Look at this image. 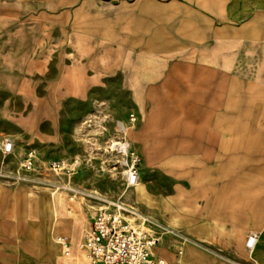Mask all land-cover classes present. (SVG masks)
<instances>
[{"label":"rangeland","instance_id":"374dc122","mask_svg":"<svg viewBox=\"0 0 264 264\" xmlns=\"http://www.w3.org/2000/svg\"><path fill=\"white\" fill-rule=\"evenodd\" d=\"M221 165L264 197V0H0V264H90L84 236L119 200L168 264H257L244 241L264 207Z\"/></svg>","mask_w":264,"mask_h":264},{"label":"built area","instance_id":"2783aa9c","mask_svg":"<svg viewBox=\"0 0 264 264\" xmlns=\"http://www.w3.org/2000/svg\"><path fill=\"white\" fill-rule=\"evenodd\" d=\"M2 152L10 153L13 142L6 138L2 142ZM33 154L29 153L23 162L26 170L33 168ZM132 164L126 171L128 185L138 180L137 158L132 156ZM60 164L53 162L55 168ZM56 241L64 256L72 254L71 241L66 236H56ZM159 238L150 230L132 219L126 208L117 202L101 206L81 244L90 264H168L158 251Z\"/></svg>","mask_w":264,"mask_h":264},{"label":"crops","instance_id":"0c3cea01","mask_svg":"<svg viewBox=\"0 0 264 264\" xmlns=\"http://www.w3.org/2000/svg\"><path fill=\"white\" fill-rule=\"evenodd\" d=\"M115 62L113 61L112 66L109 68V70H112L115 67ZM236 166L234 168H238L241 170H252L254 167L256 168V166L254 165H250L249 166H244L241 164H238V162H236ZM211 170L214 171V169L212 168ZM215 170H218V167L216 166ZM189 173V172H188ZM200 174V173H199ZM199 174H194V176H192V174L188 175V179L190 180L192 187H191V191L196 192L197 190V186H196V180L199 177ZM219 180H222L224 184H222V187L226 190H228L230 193L232 194H244V195H249L248 196V202L249 205L255 206L257 208H261L264 207V197H262L260 195V192H258V189H260V186H262V183L260 182V180L252 175V174H247L243 171L240 170H236V169H228L227 167L221 165L219 168ZM228 179V181H226ZM140 181V178H139ZM254 188L256 189L255 191L251 193V190L248 188ZM185 189L182 187H177L176 188V192H181L184 191ZM143 191V190H142ZM141 193V191L139 192V194ZM58 196V193H54ZM223 206H226L225 210L228 209V207L231 206L230 202H223ZM168 206V204L165 205V207ZM228 206V207H227ZM241 221H249L251 223H260V221L262 220L261 218H259L258 214L257 215H250V216H242L240 217ZM251 232H257L259 237L257 239V242L254 246V248L252 249H248L247 245H246V240L248 235ZM234 240L236 241V244L239 245V242L241 239H239V237H237L235 235L234 232ZM247 237L244 241V245L245 248L247 249L249 256L251 258H253L254 260H256V263H260L261 262V256L264 254L263 251V247H264V220L261 221V224H259V228L257 229H253L251 230L248 234ZM159 251V250H158ZM160 253V252H159ZM160 255H162L160 253ZM163 256V255H162Z\"/></svg>","mask_w":264,"mask_h":264},{"label":"bare ground","instance_id":"6f19581e","mask_svg":"<svg viewBox=\"0 0 264 264\" xmlns=\"http://www.w3.org/2000/svg\"><path fill=\"white\" fill-rule=\"evenodd\" d=\"M140 178V177H139ZM139 178L138 180H136L135 182H133L132 186H138L140 184L139 182ZM64 200V199H63ZM103 201H107L109 202L108 199L106 198H103L101 199ZM111 203V202H109ZM118 204L124 206L126 208V210L129 212L131 218L134 220V219H137L139 224L140 225H145L146 222H151V218L143 213H141L137 208H135L134 206L124 202V201H118L117 202ZM259 235L257 232H251L248 237H247V240H246V245H247V248L248 249H252L254 248L256 242H257V239H258ZM81 246V245H80Z\"/></svg>","mask_w":264,"mask_h":264}]
</instances>
